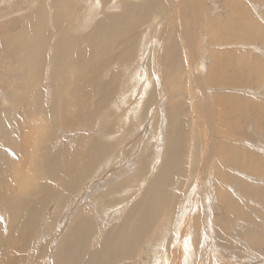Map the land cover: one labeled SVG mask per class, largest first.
Wrapping results in <instances>:
<instances>
[{
    "label": "bare ground",
    "instance_id": "1",
    "mask_svg": "<svg viewBox=\"0 0 264 264\" xmlns=\"http://www.w3.org/2000/svg\"><path fill=\"white\" fill-rule=\"evenodd\" d=\"M81 1L41 0L38 3L37 0L36 5L29 6L22 15L16 14L17 18L10 17L11 20L8 19L7 23L4 24L2 20L4 25L0 24V146H3L0 147V169L2 168L0 182L3 179L5 184L9 182L10 187H14L13 192L17 188L19 191L18 194L14 192V197L11 200L2 197L1 195L4 193L2 191L0 203L10 212L12 221H15L13 225L19 223L17 230L22 234L19 235L20 237H14V242L18 245L21 242V244L20 247L17 245L18 249L17 247L16 249L23 250L26 247L28 238L34 234V230L42 219L44 204L55 203L58 196L68 198L74 193L78 184L89 177L88 175L92 178L95 177V174L101 175L97 169L100 165L98 164L99 160L104 157L105 153H111L113 147L115 149L114 145H109L113 143H107L101 139L98 141L90 135L91 133H84L87 135L86 137H70L69 141L60 143L59 148L55 149L53 147L55 134L53 133L62 129L65 132L66 129H79L80 127L92 131L90 126L92 127L95 121L93 116H100V111L104 110L117 94L118 87L115 76V79L104 80L102 79L104 71L114 63L122 62L123 64L132 60L134 52L137 51L139 36L143 35V33L140 34V30L143 26L151 23L150 20H153L152 25L155 23L154 35L160 41L161 51H157V53L154 51V57H150V64L154 76L161 83L160 86L167 98L164 99L160 94L162 106L159 111L164 116L163 120L167 131L166 152L161 158L155 176L147 181L148 185L142 200L133 204L127 213L123 211L117 215L120 217L114 223L112 222L110 227L100 231V226L104 222L96 218L98 215L101 216L102 211L105 212L103 208H110L103 201H100L105 205L103 208V205L95 203L96 199L92 202L89 201L84 204L85 206L83 205L82 208L75 211L76 215L71 209L73 213L67 219L69 223H66V228L61 233L62 236L59 235L62 239L59 240L60 245L54 253L57 258L55 264H132L131 253L137 251L144 238L150 236L154 240V236L159 233V225L167 223L169 226L168 223L172 221L174 208L179 199L175 189L181 188L182 180L185 182H183V186L185 185L188 189H192L194 182L195 195L199 194V197L205 199L204 201L201 199L202 202H199L202 211L198 216L193 214L187 217L184 215L174 234L171 232L172 238L167 237L169 239L164 250H168L170 247L172 258H167L168 260L166 259L164 264H184V259L187 256L190 257L187 254L195 253L190 251L192 246L195 251L202 247L196 241H201L199 238L210 237L213 214L208 210L205 215L203 213H205V201L207 198L210 199L211 195L216 197L217 207L215 209L222 211L219 216L214 217L213 221L214 232L217 230L220 233V236H217V242L219 246H222V248L220 247L221 252L229 260L227 264H242L235 261L233 255L235 252L239 254L238 252L242 248L246 249V246L238 247L236 237L243 242L245 240L251 242L250 244L254 246L262 245L260 236L264 235V184L250 183L249 178L251 176L264 178V156L260 157L255 151H248L237 144L233 135L239 133L246 137V131L243 126L238 124V120L234 119L239 112V115L242 113L244 116H247L248 113L251 114V117L248 116L250 119L252 116L256 117L258 112L254 104L258 105L256 103L258 96L256 98L253 96L256 99L253 101V98L251 99L247 94L248 101L242 100L235 103L232 99L233 94H228L230 91H224L223 93L227 94L223 95L219 90L223 87L231 90L230 87L226 88L229 85L227 76L233 75L231 68H234L233 58L235 57L231 55L235 50L258 49V44L264 46V0H223L226 4L223 9L227 16L217 14L212 16L213 7H211L209 12L212 17L207 20L202 35L209 29L207 31L209 36L216 40L220 39L219 41L222 40V46L219 48L221 50H218V44L216 48L213 45L214 42L209 43L212 48L211 61L214 70L208 66L206 77L200 73H194V68L198 66L195 59L200 57L198 51H200L202 35L200 39L198 37L201 33V13L206 0H89L92 5L94 4L92 7L99 12V18L97 21L95 20L96 23L92 22L87 28L83 27L81 22L83 19L77 20ZM83 1L85 2V0ZM215 1L217 2V0ZM250 2L256 5L257 9H250ZM21 7L25 6L22 4ZM17 9L16 7L14 10ZM88 29H90V33L88 31V34H85L84 31ZM146 33L148 34V31ZM250 33L252 38L247 37ZM236 34H241L242 37L232 39V36ZM175 37L177 38L175 39ZM155 39L158 42V39ZM252 52H250L251 56L249 53L248 60L250 62L256 60V55ZM258 59L260 58L258 57ZM43 66V70L45 68L51 70L48 91L40 89L41 80L38 76H40ZM147 67L149 66L144 69ZM248 67L249 74L256 72L257 80L260 81L258 84H263L264 62L262 66L258 65L257 67V63H253ZM144 73L146 74L147 70ZM215 75H221L222 79H228V81L222 80V84H227L217 85L221 81L218 82ZM144 76H146L144 83L137 84L134 88V93L138 92L142 99L146 94L145 100L143 99L142 105L137 111L141 118L136 117L139 122L143 119L141 115L148 111L147 109L153 104L154 98L158 94H156L155 87L149 85L151 82L147 79V74ZM175 76L176 78L173 80ZM245 78L247 77L245 76ZM122 83H124L123 80ZM155 83L157 82L155 81ZM150 86L152 89L147 92ZM219 86L222 87L218 90ZM237 87L236 89L239 90ZM214 91L217 92L213 95ZM77 99H80L79 104ZM69 110L73 113L68 112ZM109 110L111 114H116L115 109L109 108ZM260 110L258 119L264 117V105ZM86 113L88 114L87 118L85 117ZM57 116L61 121L57 119ZM222 117H226V119ZM58 122L60 123L58 124ZM136 123L138 124V122ZM97 125L95 124V126ZM102 125L107 124L102 123ZM251 125L254 126L253 123ZM111 127L115 128L114 125ZM199 127H203V129H199ZM195 128L199 134H196ZM15 140L16 143L21 141L22 145L19 146L25 148L27 155L24 151H22L24 156L21 155V151V154L18 153L19 148H17ZM187 141L194 142V148H190L193 154L190 153L189 158H192L189 163L186 159L185 145ZM83 143L85 146L81 148ZM6 146L8 149L5 148ZM84 149H88V151H84ZM148 149L145 151L148 152ZM29 154L30 163L27 162L28 168L23 169L21 162L24 164ZM22 157H25L24 161L21 160ZM83 157L84 159L88 158L87 162H83ZM140 157L134 161V166L137 165V167L131 169H136V177L131 176L121 182L111 183L112 180L127 174V171L118 168L110 169L111 175H108V179H102L101 186L98 185L94 191H100L105 187L98 199L106 195L107 197L111 194L116 195L118 192V199L124 201V195L120 199V190L127 186L128 180L138 182L143 179L144 181L146 179L144 172L149 167L146 165L149 161L153 165L151 161L155 159L151 158L149 154L145 158ZM141 163L143 164L140 166ZM11 167L18 175L17 178L20 177L21 183H18L16 178L12 180L11 175H8L11 174L8 173ZM231 168H233L232 171L241 174L231 173ZM22 170L27 172L24 175L28 179L26 185H23L21 180L20 171L22 173ZM93 183L95 184L96 181ZM212 183L214 184L213 188H208ZM40 193L42 202L40 201L39 204L38 194ZM20 194L35 201L30 207L25 208V200ZM88 195L90 196L89 193ZM112 200L117 203V200ZM57 203L59 207L63 205L60 204L61 201ZM114 211L117 210L114 208ZM211 216L212 219H210ZM232 225H239L241 229L233 228ZM52 227H55V223L48 224L47 228L52 229ZM237 231H241L244 238L239 237ZM96 233L98 237L99 234L101 235L102 244L94 248ZM228 235L229 237L230 235L231 237L235 236L236 240L227 237ZM226 237L232 240H229L228 244L226 243L227 246L223 243ZM177 239L179 243L174 246V241ZM2 243L3 241L0 239V250L6 247ZM232 247L233 251L230 250ZM207 253L209 252L207 251ZM198 256L199 260L195 261L196 264H215L213 257L205 255V251L203 254L198 252ZM193 257L195 258V255ZM0 258L1 262L2 257ZM16 261L18 262V260ZM7 264L10 263L7 261Z\"/></svg>",
    "mask_w": 264,
    "mask_h": 264
},
{
    "label": "rangeland",
    "instance_id": "2",
    "mask_svg": "<svg viewBox=\"0 0 264 264\" xmlns=\"http://www.w3.org/2000/svg\"><path fill=\"white\" fill-rule=\"evenodd\" d=\"M12 1L13 0H7V1L6 0H0V13H1V15H0V17H1L0 18V24L1 25H4L5 23H7L8 22L7 20L10 19V17L14 19V18H17L18 16L22 15L23 13H25V11L28 10L29 6H31V5L35 6L36 2H37V0H28L29 2L27 0H26L27 2L25 0H14L13 2ZM40 1L41 0H38V3H40ZM88 1L89 0H85L86 3L83 0L81 1V3H80V5H81L80 8L81 9L79 10L78 15H77V20L79 18H81V20L83 19L81 22H82L84 28L90 27V24L92 22L96 23L97 19L99 18V12L97 11V9L92 7L94 4L92 5V2L91 1L88 2ZM25 2L27 3V5L25 4ZM87 2H88V4H87ZM22 4L25 7H21ZM86 4H87L88 7L86 6ZM89 4H91V5H89ZM19 5H20V7H19ZM82 5H83V7H82ZM259 5L261 6V8H263L261 3H259ZM223 6L224 7L226 6V4H225V2L223 0H221V2H219V0H217V2L215 0H206L205 1L204 9H203V11L201 13L202 21H201V24H200L201 33H200V35L198 37L199 39H200V36L202 35V31L204 29V26L207 25V20H209L210 17H212L214 15L216 16V14L217 15H221V16H227V13H226V11H224ZM16 7L18 8L17 9L18 11L14 10V9H16ZM211 7H213V9H212V14L213 15L212 16H210V12H209ZM7 8H9V9H7ZM252 8L253 9L254 8L257 9L256 5H254L253 3L250 2V9H252ZM8 10H10V11H8ZM252 10H250V12H252ZM6 11H8V13H6ZM12 11H13V13H12ZM81 11L86 12V13H83ZM81 13H82V15H81ZM16 14H18V16H16ZM5 18H6V20H5ZM152 21L153 20H150L149 22H151V23L147 24V26L145 25L146 27L143 26L142 29L140 30V34L143 33V35L139 36L137 51L134 52L132 60L128 61V63H123V64H122V62L114 63L112 66H110L109 68H107V70L104 71L105 73H103V74H104L105 77L102 76L103 74L101 75L102 79H104V80L105 79L106 80H111L115 76L116 85H117L118 88H117V94L112 99L111 103L108 106H106V108L104 109L105 111L101 110L100 111V116H93L95 121L93 123V126L92 127L90 126L92 131L89 130V129L87 130V128L80 127L79 129L78 128H76V129H73V128L70 129L69 128V129H66L65 132H63L64 130L61 128L62 130H59L57 133H53V134H55V137H54L55 138V140H54L55 145L53 146L55 149L59 148V145L69 141L70 137H73V136L86 137L87 135L84 134V133H87V134L91 133L90 135H92L98 141H100V139H101V140H103V141H105L107 143H113V144H109V145H114L115 149L113 147V149L111 150V153L110 152L108 154L105 153L104 157L101 160H99L98 164H100V165L97 167V169H99V172L101 173V175L100 174L99 175L95 174V177H93V178L90 177V175H88L89 176L88 178L84 179L81 183L78 184V186H77L76 190L74 191V193L71 196H69L70 198L69 197L65 198L63 196H58V199H55L56 200L55 203L44 204V206H45V207H43L44 208L43 209L44 212L42 213V219L39 221V226H37L36 230H34V234H32V236L28 238V243L25 245L26 247L23 250H17L18 249V247H17L18 244H16V242H14L15 241L14 237L15 238L20 237L21 234H22L21 232H19L17 230V227H18L19 223L16 222L17 224L13 225V222H15V221L14 220L12 221V217H11L10 212L4 208L2 203H0V239L3 241L2 244L6 246L5 248H3V250H0V257H2V261L0 262V264H7V261L10 264H55L57 258L55 257L54 253L56 252V249H58V247L60 245L59 240L62 239L59 235H61V233H63L62 231H64V229L66 228V225L69 223L67 219L70 216V214L73 213V211H74V215H76L77 213L75 211H77L80 208H82L83 205L88 203L89 201H91V202L94 201V199H96L95 203H98V205H103L102 208L105 207V205L102 202H100V201H103L104 203H106L110 208L112 206H114V208H115V210H117L116 212L118 214L114 211V208H111L112 209L111 210L110 208H106L105 207V208H103V210L105 212L102 211V213L100 214L101 216L98 215L96 217L99 220H103L104 223H103V225L100 226V231L101 230L103 231L104 228L110 227L112 225L111 224L112 222L114 223L116 220H118V218L120 216L118 217L117 215H120L123 211H124V213L125 212L127 213L128 210L132 208L133 204H135L137 201L139 202V201L142 200V198H143L142 196L144 194L145 188L148 185L147 181L149 179H152L155 176L156 171L159 169L158 166L160 165V161H161V158L164 155V152H166V147H167V142H168L167 141L166 124H165V121L163 120L164 116L159 111V108L162 106V104L160 102V100H161L160 94H162L164 99H167V98H166V96H164L165 93L162 90V86H160L161 83L159 82V80L157 81V78L154 76L153 69H152L151 64H150L151 63L150 62V57H154L153 56L154 55L153 54L154 51H156V53H157V51H161L160 41H159L158 37H156L154 35L155 31H153L154 30L153 28H155L154 27L155 23L152 25V23H153ZM163 21H165V20H163ZM144 27L145 28L148 27V29H145ZM143 28H144V30H143ZM88 31L90 33V29L84 31V33L88 34ZM147 31H148V34L146 33ZM207 31H206V33H204V35H202V38H201V41H200V46H199V50L200 51L197 50L199 52L198 55L200 57L195 59V61L198 64V66H196L194 68V73H196V74L200 73L204 77L207 76L205 73L208 74L207 71L209 70V68L214 70V66H212L213 64H212V61H211V53H212L211 50H212V48H210L209 43H211V42L213 43L214 42L213 45L216 48H217V44H218V48H217L218 50H221L219 48H220V46H222V43H221L222 40L219 41L220 39H218V40H216L215 38L213 39L211 36H209V33ZM150 36H151V38H150ZM209 37H211V38H209ZM232 37H233L232 39H239L242 36H241V34H236V35H234ZM247 37L248 38H252V34L251 33L248 34ZM155 38L158 39V42H156ZM176 38L177 37H175V39ZM209 39H210V41H209ZM212 39H213V41H212ZM218 42H220V43H218ZM257 47H259V48L258 49L255 48V49H252V50H251V48L248 49V50L243 49L244 51L242 49H239V50H235L236 52L234 51L232 53L231 56L235 57V58H233L234 68H231V71L233 70V75L227 76L228 79H229V82H228L229 85L226 87V88L230 87L231 90L225 89V87H223L221 90H219L220 87H222V86H219L217 88H218L219 92L221 94H223V95L227 94V93L224 94L223 93L224 91H230V92H228V94H230V95L233 94V98L232 99H233V102H235V103L236 102H240L242 100L248 101L249 98L246 99V95L247 94L250 95L249 97H251V99L253 98V96L255 98L258 96L256 99H258L259 101L257 100L256 103L258 105L260 104L261 106L259 105V107H258V105L254 104V103L253 104L255 106L254 105H252V106H254L257 109V112H258V115H259V113L261 112L260 109H262V105H264V101H263L264 99H262V98H264V83L259 85L260 81L257 80L258 77L256 75V72L250 73L251 75L248 72V70H249L248 66L249 65H252L253 63H257V67H258V65L262 66V63L264 62V56H263V54H264V46L261 45V44L260 45L258 44ZM262 51H263V53H262ZM245 52H247V53H245ZM250 52L255 53L254 55H256L255 56L256 60H253V62H252V60H251V62H250V60H248ZM201 55H202V57H201ZM250 56H251V53H250ZM257 56L260 59H258ZM200 58H202V59L200 60ZM261 59H262V61H261ZM141 62H142L143 65L141 64ZM199 63H200V65H199ZM145 64H146V66H149V67L144 69V67H146V66H144ZM208 66H209V68H208ZM42 68H44V66L41 67V73H40V76H38L39 79L41 80L40 89L42 88L43 91H48L49 90V84H50V72H51V70L50 69L46 70V68L43 70ZM246 68H247V70H244ZM145 70H147V73H146L147 74V79L151 82V84H149V85H152L153 87H155L156 94L157 93L158 94L155 96L153 104L147 109L148 111L146 110L147 112H145L143 115H141L143 117V119H142L141 122H139L138 119L140 118V115L137 113V111L141 107L143 99L145 100V98H146L145 95L146 94L145 93H144L145 95L143 94L145 98L143 97V99H142V97H140L141 95L138 92L134 93V88H135V86L137 84L144 83V80L146 79V76H144V75H146L144 73ZM234 72H236L235 73L236 75L234 74ZM114 73H116V74H114ZM141 73H142V75H141ZM239 75H240V77H239ZM245 76L247 78H245ZM141 78H143V79H141ZM175 78H176V76L173 77V80ZM215 79H218V82L221 81V83L217 82L218 83L217 85L227 84V83H223L222 84V82H223L222 80H226V79H224V78L222 79L221 75L220 76L219 75H215ZM228 79L226 81H228ZM246 79L248 80V82H247ZM254 79H256V80H254ZM122 80H123L124 83H122ZM244 80H245V82H243ZM155 81L157 83H155ZM233 82H235V83L232 84ZM263 82H264V80H263ZM152 83H154V84H152ZM245 85L246 86L248 85V86L246 87ZM152 86H150L147 89V92L151 91ZM156 86H158V87L156 88ZM256 86H258V87H256ZM236 87L239 90H237ZM243 87H246L247 89L243 88ZM248 87H251V88H248ZM233 89H235L236 91L233 90ZM240 90H241V92H240ZM246 91L250 92V93H247ZM215 92H217V91H214L213 95H214ZM241 97H243V98H241ZM259 97L261 98V100H260ZM255 98H253V101H256ZM113 100H115V101H113ZM76 101L79 104L80 99H77ZM108 102L106 103V105L108 104ZM75 108H77V107H75ZM109 108L110 109L111 108L115 109L116 110V112H115L116 114H111L110 113L111 111L109 110ZM18 110H20V109H18ZM68 112H71V111L69 110ZM71 113H73V111ZM239 114H240V112H239ZM239 114L235 117L234 120L235 121L238 120V124L244 127V129H245L244 131H246V133H245L246 137L239 135V133H235L233 135L234 136L233 139H235L237 141V144L240 147H244L248 151H255L257 154L260 155V157H263L264 156V135H263L264 134V120L262 122V119H264V117L258 119V115H257L254 118L252 116V119H250L251 114H249V113L247 114V116L242 115V113H241V115H239ZM85 115H86L85 117L87 118L88 114L86 113ZM15 116H17V115H15ZM248 116H250V117H248ZM59 118L60 117L57 116L58 120H59ZM222 118L226 119V117H222ZM136 119H137L136 122H138V124L135 122ZM59 121H61V120H59ZM223 121H225V120H223ZM225 122H227V120ZM243 122L245 123L244 125H243ZM59 123L60 122H58V124ZM102 123L103 124L105 123L107 125L104 126V125H102ZM252 123H253V125L255 127L251 125ZM95 124H98L99 127H98V125L95 126ZM108 124H110V125H108ZM112 125H114L115 128L111 127ZM95 127H96V130H95ZM252 127H253V129H252ZM257 127H259V128H257ZM207 128L208 127L206 126V130H207ZM199 129H203V127H199ZM195 131H196V134H199L197 128H195ZM95 133L98 134V135H96ZM100 133H101V135L99 136ZM247 134H249V135H247ZM162 136H163V138H162ZM255 136H258V137L261 136V137L257 138ZM164 139H166V140L164 141ZM198 139H200V138H198ZM258 139H262V140H258ZM15 144L18 146L17 148H19V151L17 150L18 153L20 151L21 152L24 151V153L27 152V151H25V148L23 146L22 147L19 146V145H22L21 141L20 142L18 141V143H16V140H15ZM84 146L85 145L83 143L81 145V148H84ZM185 146H186V152H187L186 159H187V163H189L191 158H192V157L189 158V156H191L190 153L193 154L191 149H192V147L194 148V142L187 141ZM0 147H3V146H0ZM5 148L8 149V146H6ZM20 148H21V150H20ZM89 148H90V145H89ZM147 148H149L148 152L145 151ZM14 151H16V150H14ZM84 151H88V149H84ZM21 152L19 154H21ZM24 153L22 152L21 155H23ZM25 154L27 155V153H25ZM147 154H149V156L151 158H153V159L155 158L154 161L153 160L151 161L153 163V165L150 164V161L146 165V166H149V167H147L146 171L144 172V176L146 178L144 181H143V179L140 180V181H138L136 179L138 182H135V180H134V182H130V180L127 181V183H128L127 186H125L122 190H120V194H121L120 199L124 195L125 196L124 201H122L123 199L122 200L118 199V195H119L118 192H117L116 195L115 194H111V195H109V197H107V195H106V196L98 199V196L100 194H102V192L104 191L105 187L100 189V191H96V192H94V191H95L96 187H98V185L101 186V182L103 181L102 179H104V178L108 179L107 178V177H109L108 175H111V170L110 169L118 168L119 170L124 169L125 171H127V174H124L123 176H121L118 179L112 180L111 183H113V182H121V181H123L125 179L130 178L131 176H133V177L135 176L136 177V175H137L136 169L131 170V169H133V167L134 168L137 167V165L134 166V161L136 159H138L140 157V155H141L140 158H145V156ZM28 156L29 157H26V161L23 160L25 157L21 158V160L25 162L24 164H22V162H21V165L23 166V169H25L26 167L28 168L27 165H28V163H30V158H31L30 154ZM78 159H81V158H78ZM83 160H82L83 162H87L86 160H88V158L85 157V159H84V157H83ZM155 161H158V162L156 163ZM17 162L19 163V159L17 160ZM142 164L143 163H141L140 166ZM187 166L189 167L188 164H187ZM17 167H19V166H17ZM152 167H153V169H152ZM1 169H0V172H1ZM11 170H12V167L10 168V171L8 172V173H11V174H8V175H11V179L13 180V178H16L17 182L21 183V181L19 180L20 177L17 178L18 175H16V173H14V171L13 170L11 171ZM232 170H233V168H231V170H230L231 173H233V174L234 173L241 174L240 172H236V171H232ZM26 173L27 172L25 170H22V173L20 171V174L22 175L21 176V180L23 181V185H26V181L28 180V179H26V177H24V175H26ZM133 173H134V175H133ZM0 179H1V177H0ZM249 180L253 181V182L250 181V183H253V184H256V183L264 184V178L262 179V178H259V177H256V176H251L249 178ZM94 181H96L95 184L93 183ZM183 182H184V180H182V182H181V188L180 189H175V192L178 193L177 195H178L179 199H178L177 204H176V206L174 208V214H173L172 221L170 223H168L169 226H167V223L163 224L162 226L159 225V227H158L159 233L154 236L155 237L154 240H153V237L150 238V236L148 238L147 237L144 238L143 243L141 244V246H139L137 248V251L136 252L134 251L133 253H131V256H133L132 257L133 258L132 259V264H164V261L167 258H172L170 247H169L168 250H164V247L167 246L168 239L172 238L170 236L171 232L174 234L178 223L182 222L181 219L184 218V215L187 216V217L190 216V215H193V214L198 216L199 212L202 211V208L199 205V202L204 201L205 198L204 197H202V198L199 197V194H197V196L195 195L196 193H194V192H196V191H195L194 182H193L192 189H188L187 187H185V185L183 186V184L185 183V182L184 183ZM1 185L4 186V187H2ZM210 185L208 186V188L209 187L213 188L214 184L212 183ZM0 186H1L0 193L2 194L4 192L1 196L4 197V198L7 197L6 199H8V200L13 199L14 192L17 193V194L19 192L18 188L16 189V191L13 192L12 189L14 187L13 188L10 187L9 182H6V184H5L3 179L0 182ZM91 188H92V190H91ZM188 190H190V191H188ZM43 192H42V194H43ZM5 193H6V195H4ZM88 193L90 194V196L88 195ZM203 193H206V192H203ZM42 194L41 193L38 194V203L39 204L42 202V197H41ZM20 196L25 200V202H24L25 203V208L30 207L32 205L33 201H35V200H31V199L26 198V196L22 195V194H20ZM211 196H210V199L207 198L206 201H205L206 204L204 205V207L206 209L204 208V212L205 213H203V215H205L206 212H207L206 210H208L209 212H212V214H213V215L211 214L213 216V219H212V216L210 218V219H212V226H211L212 229H210L211 230V235H210V237H207L206 239L204 237V239L199 238V240L201 239V241H196L199 245L202 246L200 248L201 250L198 249V251H195L194 247L192 246L190 251H194L195 253H193V252L190 253V254L188 253L187 255H190V257L187 256L184 259V264H196L195 261L199 260V258L197 259L198 252L203 254L204 251H205V255H211L213 257V263H215V264H222V263L223 264H227L229 262V260H227L224 257L226 255L223 256L224 253L222 254V252H221L220 247L222 248V246H219V244L217 242V236H220V233H218L217 230H215V232H214V227H213V221L215 220L214 217L219 216L220 213H222V211H220V209L217 210V208L215 209V207H217L216 197H214V196L211 197ZM60 197H61V199H60ZM39 198H41V199H39ZM17 199H19V198L17 197ZM112 199L117 200V203H114V201ZM201 199H202V201H201ZM67 200H68V202H67ZM60 201H61L60 204H63V205L60 206L61 210H60V207L58 206V203H57V202H60ZM76 201L78 202V204H76L77 203ZM77 205H78V207L76 208ZM87 205H89V204H87ZM108 210H109V212H108ZM8 214H9V216H7ZM114 216H116V217H114ZM6 219H9V220H6ZM49 222L51 224L55 223V227H52V229H48L47 227H48V224H50ZM9 227H10V229H9ZM232 227L236 228V229H241L239 225H232ZM46 228H47V230H46ZM166 228H167V230H165ZM202 229L204 230L203 226H202ZM255 230H257V229H255ZM12 232L14 233V235L17 233L16 234L17 236L16 235L14 236ZM97 232H98V229H97ZM173 234H172V236H173ZM237 234H238L239 237L244 238L243 235L241 234V231H237ZM97 235L98 234L96 233V236ZM263 236L264 235L260 236L261 237L260 242L262 243V245L259 246V247L250 244L251 242H248L246 240L243 242V241H241V239L236 237V239H238L237 240V244H238L237 246L238 247H240V245L243 246V247L246 246L247 251H246L245 248H242L238 252L239 254H237L235 252V254L233 255L234 258L236 259L235 261H239L242 264H264V245H263L264 244L263 243L264 242V237ZM167 237H169V238H167ZM227 237H229V235ZM227 237L223 241V243L226 246L229 243V240H231L232 238H233L232 240H236L235 236L231 237V235H230L229 238H231V239H228ZM101 238L102 237L99 234V237L97 236V238L95 239L96 240L95 243H93V247L94 248L101 246V244H102V239ZM192 238L194 240V237H192ZM9 239H10V241H9ZM11 239H13V240H11ZM149 239H151V240L149 241ZM242 240H244V239H242ZM205 241H206V243H205ZM176 243H179L178 239L174 241L173 245L175 246ZM20 244H21V242H20ZM20 244L18 245L19 247H20ZM207 244L210 245V246L208 247ZM16 247H17V249H16ZM232 249H233V247L230 248L231 251H233ZM234 250H235V247H234ZM207 251L209 253H207ZM193 255H195V258L193 257ZM126 256H128V255H126ZM5 257H6V259H5ZM188 258H190V260H188ZM0 260H1V258H0ZM16 260H18V262Z\"/></svg>",
    "mask_w": 264,
    "mask_h": 264
}]
</instances>
